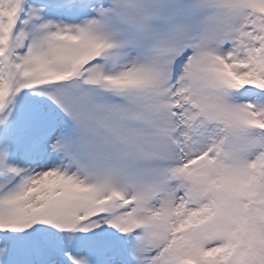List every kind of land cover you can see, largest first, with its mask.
I'll return each instance as SVG.
<instances>
[{
	"label": "snow or ice",
	"instance_id": "obj_1",
	"mask_svg": "<svg viewBox=\"0 0 264 264\" xmlns=\"http://www.w3.org/2000/svg\"><path fill=\"white\" fill-rule=\"evenodd\" d=\"M0 264H264V0H0Z\"/></svg>",
	"mask_w": 264,
	"mask_h": 264
}]
</instances>
